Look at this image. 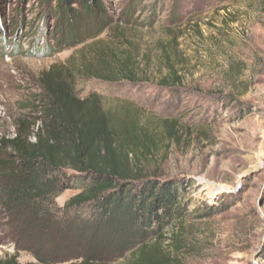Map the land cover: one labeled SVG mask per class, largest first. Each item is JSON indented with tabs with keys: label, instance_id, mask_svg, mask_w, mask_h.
Segmentation results:
<instances>
[{
	"label": "rangeland",
	"instance_id": "1",
	"mask_svg": "<svg viewBox=\"0 0 264 264\" xmlns=\"http://www.w3.org/2000/svg\"><path fill=\"white\" fill-rule=\"evenodd\" d=\"M101 4L104 14L93 18L101 35L70 49L62 43L68 30L84 37L93 24L83 26V17L61 20L54 3L44 15L39 0H0V139H11L22 120L36 121L42 74L65 67L78 96H99L105 110L120 117L129 112L158 136L154 160L142 161L149 171L194 181L177 228L182 251L171 247L176 228L173 236L171 228L164 231V247L177 264H264V0ZM108 39L142 60L141 83L80 78L88 46ZM166 57L184 79L175 94L159 85ZM75 194L64 191L56 205ZM3 223L0 216L1 259L14 255L2 239ZM17 258L35 262L25 252Z\"/></svg>",
	"mask_w": 264,
	"mask_h": 264
},
{
	"label": "trees",
	"instance_id": "2",
	"mask_svg": "<svg viewBox=\"0 0 264 264\" xmlns=\"http://www.w3.org/2000/svg\"><path fill=\"white\" fill-rule=\"evenodd\" d=\"M101 1L39 0L44 15L54 3L61 20L83 17V26L93 24L84 37L68 30L62 43L70 49L101 35L93 19L98 11L104 14ZM114 41L88 46L81 79L143 81L142 60ZM162 63L159 85L175 94L184 83L182 74L170 58ZM75 80L65 67L44 72L40 115L32 124L22 120L11 139H0L1 234L14 249L0 264H21V252L35 260L26 264H177L170 246L164 247V231L171 228L173 236L176 228L171 247L182 251L177 228L188 213L183 196L194 181L161 179L149 171L146 160H154L158 136L129 112L120 117L105 110L101 97L78 96ZM66 190L77 194L59 208L56 199Z\"/></svg>",
	"mask_w": 264,
	"mask_h": 264
}]
</instances>
